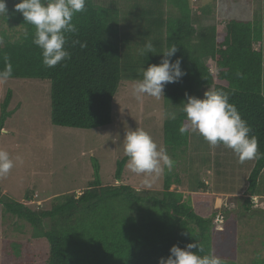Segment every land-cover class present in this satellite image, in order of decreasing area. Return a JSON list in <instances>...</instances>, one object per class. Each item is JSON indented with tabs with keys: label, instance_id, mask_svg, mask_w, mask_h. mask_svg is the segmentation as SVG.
<instances>
[{
	"label": "trees",
	"instance_id": "16d2710c",
	"mask_svg": "<svg viewBox=\"0 0 264 264\" xmlns=\"http://www.w3.org/2000/svg\"><path fill=\"white\" fill-rule=\"evenodd\" d=\"M18 2L7 0L9 15L5 19L20 24L23 32L15 38L0 32V70L10 62V78L48 79L55 125L92 129L111 124L114 97L122 81L142 79L143 69L160 63V52L173 45L178 51L171 59L181 60L186 75L164 88L165 99L180 112L176 119L164 122L165 149L174 167L170 172L165 169L163 189L141 192L124 183L105 186L95 162V178L88 187L81 193L60 196L49 210L32 209L0 196L8 211L32 224L50 243L46 261L13 264H159L173 245L184 248L194 241L203 249L200 255H214L217 213L210 207L206 213L201 209V199L211 196L200 191L207 185L198 179L202 169L212 164L213 147L199 133L180 134L186 120L183 105L187 95L203 97L209 88L222 91L251 127L250 135L256 138L261 155L249 177L244 205L249 212L251 196H264L262 15L255 20L231 18L219 32L217 24L204 21L212 15V7H201L198 13L190 0H86L85 11L73 17L77 31L66 33L65 47L71 57L49 68L33 43L34 26L15 10ZM148 41L152 53L144 51ZM82 43L87 46L82 48ZM12 99L9 89L1 103L0 130L14 113ZM127 160L123 156L117 162V181L123 180ZM179 162H185L190 172L193 169L190 174L197 179L194 206L190 195L177 189L184 183ZM31 198L28 194L27 199ZM251 264H264V256Z\"/></svg>",
	"mask_w": 264,
	"mask_h": 264
},
{
	"label": "rangeland",
	"instance_id": "374dc122",
	"mask_svg": "<svg viewBox=\"0 0 264 264\" xmlns=\"http://www.w3.org/2000/svg\"><path fill=\"white\" fill-rule=\"evenodd\" d=\"M251 2L191 0V5L195 12L201 6L212 7V15L204 17V21L217 24L221 32L231 18H259L262 0ZM5 16L0 15V32L7 31L12 38L18 37L23 27L5 19ZM212 72H218L215 63L212 64ZM136 82L122 81L114 97L111 124L92 129L64 127L51 122V83L48 79L9 78L7 82H0V109L7 90L11 89L10 109L14 112L0 132V149L8 151L14 161L10 172L0 176V196L24 202L32 209L49 210L60 196L81 193L88 187L95 178V162L99 165V175L105 186L124 183L141 192L162 190L164 173L159 177H148L150 187L144 183V174H135L126 166L123 180L115 179L117 162L125 156L123 138L126 131L142 128L158 146L165 148L164 122L171 119L170 114L177 116L180 112L164 96L159 99L147 95L137 98L132 93ZM211 154L212 164L202 169L198 179L207 185L200 191H207L211 196L210 199H201L203 212L206 213L210 207L217 214H225L224 223H215L213 254L223 264H251L264 256L262 242L261 246L255 241H250L254 246L241 244V240L246 242L251 235L247 228L253 220L257 225L256 237H264V215L254 208L248 212L244 207L256 159L241 163L237 155L222 144L213 147ZM187 167L185 162L178 163L184 183L177 189L190 195L194 206L197 203L193 185L197 179L190 174L193 169L190 172ZM28 194L32 195L31 199H27ZM259 202H264V196H259ZM259 202L258 206H261ZM250 212L253 216L249 215ZM242 221L244 225L237 224ZM246 224L247 228L244 227ZM38 233L32 224L8 211L0 202V264L46 261L50 243Z\"/></svg>",
	"mask_w": 264,
	"mask_h": 264
},
{
	"label": "clouds",
	"instance_id": "9594fccd",
	"mask_svg": "<svg viewBox=\"0 0 264 264\" xmlns=\"http://www.w3.org/2000/svg\"><path fill=\"white\" fill-rule=\"evenodd\" d=\"M85 8L86 0H20L15 5V10L23 15L25 23L34 26L33 43L41 49L42 62L46 67H55L71 57L65 47L66 33L77 31L73 17L85 11ZM7 13V0H0V15L7 16ZM86 46V43L81 44L82 48ZM144 51H154L151 41L146 42ZM177 51L178 47L173 45L160 52L163 53L161 62L143 69L142 79L133 85V95L137 98L147 95L159 99L164 96V88L168 83H175L186 75L181 60L171 59ZM12 73L11 63L6 62L4 69L0 70V82H7ZM183 112L186 120L179 128L181 135L199 133L210 146L222 144L231 149L241 163L261 155L256 138L250 135L251 127L237 107L230 103L227 93L209 88L203 97L187 95ZM170 118L176 119L175 113L170 114ZM123 144L124 154L128 157L126 167L135 174H144V183L149 187L151 181L148 177H159L165 169L172 171L173 159L144 129L137 127L127 130ZM13 167L14 161L9 152L0 149V176H6ZM202 251L195 241L184 248L173 245L170 254L161 257L159 264H223L214 255H200Z\"/></svg>",
	"mask_w": 264,
	"mask_h": 264
},
{
	"label": "crops",
	"instance_id": "0c3cea01",
	"mask_svg": "<svg viewBox=\"0 0 264 264\" xmlns=\"http://www.w3.org/2000/svg\"><path fill=\"white\" fill-rule=\"evenodd\" d=\"M245 1H252L251 3L252 4H254V0H245ZM190 3H191V0H190ZM261 4H263V8H262V18H263V27H264V0H262V2H261ZM203 9L206 7V5L205 6H201ZM194 10V9H193ZM255 19H257V18H255L254 16H252V17H249V19L248 20H255ZM264 35V34H263ZM264 37V36H263ZM262 47H263V49H264V39H263V44H262ZM259 204L261 205V206H258V204H255V205H253V207L252 208H254V210L255 209H257L259 212H261L263 215H264V202L263 203H261V202H259ZM259 207H261V208H259ZM251 212H252V209L250 210ZM249 213V215H251V216H253V214L252 213ZM255 214L257 213V211H255L254 212ZM232 216H233V214H232ZM243 223V225H244V222L242 221V222H238L237 224L238 225H241ZM250 225V227L249 228H247V224L244 226L245 228H247L248 230H249V232H247V233H250L251 235L248 237V240L245 242V241H242L241 240V244L242 243H247V245H250L251 244V242L252 241H255L256 243L258 242V245H260L261 246V244L263 243V240H264V237L262 238V237H256V235L258 234L257 233V225H256V223H255V221L253 220V222H252V224H249ZM246 230V229H245ZM262 238V239H261ZM251 241V242H250ZM262 242V243H261ZM250 246H254V244H252V245H250ZM242 247V246H241Z\"/></svg>",
	"mask_w": 264,
	"mask_h": 264
},
{
	"label": "built area",
	"instance_id": "2783aa9c",
	"mask_svg": "<svg viewBox=\"0 0 264 264\" xmlns=\"http://www.w3.org/2000/svg\"><path fill=\"white\" fill-rule=\"evenodd\" d=\"M252 202L253 204H258L259 202V197L258 196H252ZM227 205V204H226ZM224 219H225V214L224 212H220L216 215V218H215V222H218L219 224L220 223H224Z\"/></svg>",
	"mask_w": 264,
	"mask_h": 264
}]
</instances>
